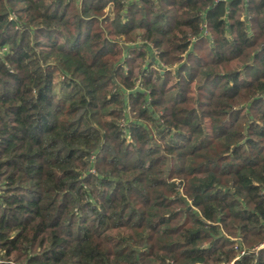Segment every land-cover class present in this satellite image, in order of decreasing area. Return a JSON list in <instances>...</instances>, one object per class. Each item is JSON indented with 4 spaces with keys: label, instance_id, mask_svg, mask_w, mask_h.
Masks as SVG:
<instances>
[{
    "label": "trees",
    "instance_id": "obj_1",
    "mask_svg": "<svg viewBox=\"0 0 264 264\" xmlns=\"http://www.w3.org/2000/svg\"><path fill=\"white\" fill-rule=\"evenodd\" d=\"M0 264H264V0H0Z\"/></svg>",
    "mask_w": 264,
    "mask_h": 264
}]
</instances>
